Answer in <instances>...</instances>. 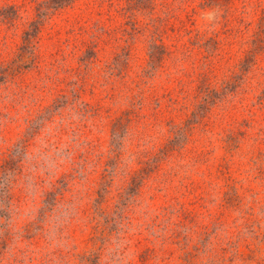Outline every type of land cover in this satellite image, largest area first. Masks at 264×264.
I'll return each instance as SVG.
<instances>
[{
  "label": "rangeland",
  "instance_id": "374dc122",
  "mask_svg": "<svg viewBox=\"0 0 264 264\" xmlns=\"http://www.w3.org/2000/svg\"><path fill=\"white\" fill-rule=\"evenodd\" d=\"M0 0V264H264V0Z\"/></svg>",
  "mask_w": 264,
  "mask_h": 264
},
{
  "label": "trees",
  "instance_id": "16d2710c",
  "mask_svg": "<svg viewBox=\"0 0 264 264\" xmlns=\"http://www.w3.org/2000/svg\"><path fill=\"white\" fill-rule=\"evenodd\" d=\"M71 0H47L45 2H47V7H52V8H56L59 7L63 4H66L68 2H70Z\"/></svg>",
  "mask_w": 264,
  "mask_h": 264
}]
</instances>
